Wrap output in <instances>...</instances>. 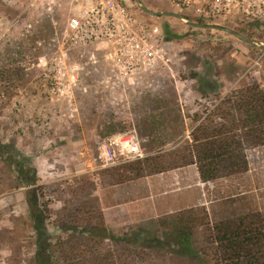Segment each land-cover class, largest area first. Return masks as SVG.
I'll use <instances>...</instances> for the list:
<instances>
[{
    "label": "rangeland",
    "instance_id": "rangeland-1",
    "mask_svg": "<svg viewBox=\"0 0 264 264\" xmlns=\"http://www.w3.org/2000/svg\"><path fill=\"white\" fill-rule=\"evenodd\" d=\"M77 1L82 2L0 0V264H35L38 248L37 219L25 202L28 188L16 189L20 183L15 160L24 170L34 169L38 185L46 187L40 199L49 203L51 211L46 241L58 258L54 264H66L57 246L64 239L62 229L54 224L69 212L76 197L89 203L98 199L104 217L103 203L112 205L144 195L146 178L113 185L112 178L101 175L137 161L121 142L133 140L144 158L158 148H176L192 142L201 124H221L216 116L224 110L221 102L226 97L248 87L264 89V54L215 29L257 31L263 38L253 40L264 43V24H247L243 19L208 21L197 15L196 7L141 0L153 12L182 15L211 27L192 31L174 18L148 16L132 0H110L143 26L158 28L162 48L171 58L170 70L159 68L121 78L108 61L111 47L74 48L65 40ZM103 143L113 144L115 165L111 167H102ZM241 151L246 169L241 165L238 172L206 183L205 207L190 206L135 225L123 220L115 229L104 217L107 229L116 238L131 241V247L137 234L148 242H165L168 249L148 253L139 241V248L127 251L122 243L106 240L95 263L86 254L87 264H215L211 230L221 222L264 213V146L246 140ZM189 172L167 174L165 182L157 176L154 191L164 183L171 186L170 191L177 190L187 178L191 181ZM200 210L208 220L202 219ZM182 238L189 243L181 249L176 243L183 242ZM105 256L108 261L103 260Z\"/></svg>",
    "mask_w": 264,
    "mask_h": 264
},
{
    "label": "trees",
    "instance_id": "trees-1",
    "mask_svg": "<svg viewBox=\"0 0 264 264\" xmlns=\"http://www.w3.org/2000/svg\"><path fill=\"white\" fill-rule=\"evenodd\" d=\"M132 2L135 4L133 0ZM196 24L202 25V22L197 21ZM238 34L251 40L263 38L253 30L240 31ZM221 104L224 110L217 112L216 116L222 121L221 124L216 126L201 124L192 134V142H185L173 149L158 148L154 155L115 169L104 170L101 175L112 178L113 185H123L196 166L201 181L209 183L221 179L230 172H238L241 165L246 169L241 151L244 142L251 140L257 147L264 146V89L258 86L248 87L241 92L232 93ZM16 163L18 164L16 174L20 183L16 189L28 188L24 191L25 202L30 208L32 217L37 219L35 231L39 238L36 243L38 248L35 264H54L58 258L54 257L51 242L46 241L48 239L46 222L50 219L51 211L49 203L40 202V199H44L46 187L38 185L39 180L34 169L24 170L21 163L15 160ZM74 202L69 212L63 213L54 224L56 228L62 229L61 235L64 237L57 243L63 263L87 264L86 254L91 258H97L98 249L106 240L122 243L127 251L139 248V241L145 244L144 248L148 253H162L168 249L165 242H148L137 234L133 238L136 247L135 245L131 247L129 245L131 241L116 238L107 229L98 199L94 198L93 202L89 203L81 197H76ZM200 211L203 213L202 219L208 220L206 212ZM80 227L83 229L80 230ZM209 237L211 244L215 245V248L213 247L217 258L215 264H261L262 262L264 264V213L249 214L237 222H221L211 230ZM181 240L183 242L176 245H180L182 249L189 241L187 238ZM110 253L107 252L109 258ZM97 260L95 259L94 263ZM103 260L108 261V258L105 256Z\"/></svg>",
    "mask_w": 264,
    "mask_h": 264
},
{
    "label": "built area",
    "instance_id": "built-area-1",
    "mask_svg": "<svg viewBox=\"0 0 264 264\" xmlns=\"http://www.w3.org/2000/svg\"><path fill=\"white\" fill-rule=\"evenodd\" d=\"M180 8H197V15L208 21H247L264 24V0H170ZM243 19V20H242ZM64 38L74 48L106 44L111 47L110 61L119 76L137 77L159 68L170 70L171 58L162 48L160 30L147 28L126 10L110 0H82L72 9ZM66 63L67 58H60ZM128 154L143 159L133 140L121 142ZM112 144L100 148L102 167L115 165Z\"/></svg>",
    "mask_w": 264,
    "mask_h": 264
},
{
    "label": "crops",
    "instance_id": "crops-1",
    "mask_svg": "<svg viewBox=\"0 0 264 264\" xmlns=\"http://www.w3.org/2000/svg\"><path fill=\"white\" fill-rule=\"evenodd\" d=\"M104 145L108 144L103 143L101 147ZM186 169L193 174L191 181L187 178L177 190L170 191L171 186L164 183L169 179L165 175L181 170L186 171ZM172 172L146 178L145 182H142L144 183V186H142L143 197H134V199H129L126 202L114 201L112 205L110 203L104 205L103 203L102 208L107 225L115 229L121 226L123 220H126V225H135L139 222L157 221L187 210L190 206L195 208L205 207L207 204L204 203L206 183L201 181L197 168L191 166ZM175 175L177 174L175 173ZM157 176L164 181V184L161 185L160 190H157L158 192H155L153 182H157L155 180Z\"/></svg>",
    "mask_w": 264,
    "mask_h": 264
},
{
    "label": "water",
    "instance_id": "water-1",
    "mask_svg": "<svg viewBox=\"0 0 264 264\" xmlns=\"http://www.w3.org/2000/svg\"><path fill=\"white\" fill-rule=\"evenodd\" d=\"M133 1L135 2L137 7L139 8V10L142 11L143 13L147 14L148 16L155 17V18H158V17L174 18V19L184 23L185 25H187L188 27L193 28V29L211 28V27H207L204 25L196 24L193 21L186 19L182 15H178V14H174V13L153 12V11L149 10L147 8V6L141 0H133ZM215 29L221 30V31H226L229 35L234 36V37L240 39L242 42H245L246 44H249L250 46L257 48L258 50H260L264 54V43L256 41V40L248 39V38L234 32V31H231V30H224L220 27H215Z\"/></svg>",
    "mask_w": 264,
    "mask_h": 264
}]
</instances>
